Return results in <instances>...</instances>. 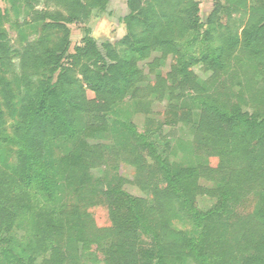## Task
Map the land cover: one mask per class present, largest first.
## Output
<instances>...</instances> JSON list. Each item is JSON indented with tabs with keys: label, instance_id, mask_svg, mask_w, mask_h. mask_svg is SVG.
Returning a JSON list of instances; mask_svg holds the SVG:
<instances>
[{
	"label": "trees",
	"instance_id": "obj_1",
	"mask_svg": "<svg viewBox=\"0 0 264 264\" xmlns=\"http://www.w3.org/2000/svg\"><path fill=\"white\" fill-rule=\"evenodd\" d=\"M44 2L61 7L64 14L35 11ZM20 3L27 16L21 28L37 24L43 35L19 51L20 80L9 82L3 75L13 68L7 64L11 51L0 10V146L7 140L8 117L14 120L8 140L16 148L15 161L5 157L0 167V264H78L81 254L92 249L102 264H146L138 249L140 233L152 241L143 258H155L156 264H264V113L251 114L240 106L264 104V0H224L229 20L233 14L244 18L240 32L236 24L219 22L223 8L215 5L206 20L210 29L200 41L208 55L190 62L186 55L203 26L198 0H127V34L117 44L103 45L104 55L89 36L69 53L68 26L88 21L94 10L105 11L108 0ZM60 32L63 38L54 44L51 36ZM215 42L219 55L209 49ZM152 54L157 56L149 73L171 57L170 72H160L141 88L146 76L128 57L145 61ZM232 62L245 81L240 94L207 93L210 83L196 84L194 66L211 71L209 82H214ZM84 85L93 98H87ZM186 87L197 93L194 144L205 149L203 162L171 168L145 132L132 125L125 144L134 156L126 162L135 167V184L149 194L152 205L146 208L118 185L108 187L99 201L86 200L83 213L68 204L73 194L95 190L88 177L100 150L87 140L105 129L104 122L97 125L102 114L128 96L161 100L167 91L172 99L176 89ZM57 141L69 143L71 151L56 155ZM150 161L159 166L153 176ZM200 180L213 184L214 193L203 192ZM198 192L215 196L217 208L200 211ZM96 206H106V226L94 221L90 210ZM19 222L27 229L25 249L9 246L1 236L19 228ZM179 222H188L191 229H175Z\"/></svg>",
	"mask_w": 264,
	"mask_h": 264
},
{
	"label": "rangeland",
	"instance_id": "obj_2",
	"mask_svg": "<svg viewBox=\"0 0 264 264\" xmlns=\"http://www.w3.org/2000/svg\"><path fill=\"white\" fill-rule=\"evenodd\" d=\"M200 4V19L203 24L201 32L199 33L198 40L193 43L192 47L188 51L186 58L188 62L194 58L205 57L208 55L207 50L203 48V44L200 42L203 38V32L210 29L206 25V20L211 12L215 9V5H221L223 8L219 15V22L225 24H236L242 25L244 18L237 14H233L232 19H228L225 15L224 0H198ZM44 3L36 6L35 11L38 13H55L60 12L64 14L61 7L56 6L53 3L44 5ZM0 10L5 16L3 25L1 27L4 32L7 33V41L10 48V61H8V67H13L7 71L3 76L9 82L20 80L19 77V51L27 44L35 43L43 35L41 33V27L37 24L29 26L27 28H21L26 20V11L23 8V3L19 4V0H0ZM129 14L127 8V0H108L105 11H92L88 21L80 24H72L68 26L69 29V53L74 54L77 47H82V41L85 37L89 36L95 40L97 47L104 55L103 45L105 44H117L127 34L126 26L124 23V17ZM20 23L19 27L16 23ZM49 22V20H46ZM242 22V23H241ZM241 31L242 26H239ZM64 33L60 32L51 36L54 44H58L63 38ZM24 36V37H23ZM219 44L218 42L213 43L209 46L211 51H214L217 55ZM129 56V55H128ZM157 54H152L151 58L145 61L137 60L135 56L130 55L128 59L135 60L137 67L144 73L145 83L139 87L144 88L148 82L155 81V75H160V72L164 75L170 72L171 57L160 63L158 70L155 74L149 73V65ZM231 67L225 71L219 78L214 82H209L212 77V72L205 69L202 65H197L192 68V72L196 76V84L198 86L210 83L211 88L207 93L216 91L220 92L237 93L240 94L245 87L244 78L240 72V68L237 67L235 62H232ZM17 67V68H16ZM239 74V78L234 77L233 73ZM169 83H172L169 80ZM16 86H13L15 89ZM84 89L87 94V98H93L92 93L88 87L84 85ZM174 94L175 98L170 99L167 91L164 94V98L159 100L156 95H151L148 99L143 94H139L136 99L128 96L123 102L118 103L110 112L102 114L97 125L102 126V123H106L105 129L99 134V137L95 139L87 140L88 144L92 147L98 146L100 152L98 153L97 159L98 164L94 163L91 168L88 184H90L93 190L83 189L78 193L73 194V197L69 200L68 204L77 205L80 212L81 209L88 200L99 201L104 197L103 193L110 186H117L122 192L130 195L141 202L145 203L146 208L152 205V200L148 193L142 192L138 185L135 184L136 169L135 167L127 163L126 160L133 158L134 154H131V147L125 144L126 137H130V128L135 126L137 130L142 133L145 132L148 139L153 143L154 148L158 155L165 159L171 168H194L199 163L203 162L205 156V149L196 147L194 144L195 125L199 120V110L195 106L193 98L196 97L197 93L188 87L183 89H176ZM245 92V91H244ZM223 99V98H220ZM233 103H237V100L231 97ZM150 101V104H147ZM243 111L251 114L264 113V104L251 103L247 101L240 105ZM182 111L184 113H180ZM171 115L175 116L172 118ZM186 115V117H185ZM185 118V120H184ZM5 129L7 140L1 143L0 146V167L5 157H9L10 163L15 161L16 148L9 143L12 134V128L14 120L6 117ZM171 119V122H169ZM132 145V144H131ZM133 147V146H132ZM72 149V146L64 141H57L54 144V150L56 155H67ZM138 153V152H136ZM149 174L153 176L154 172L159 171V166L154 165L151 161L149 162ZM3 169V168H1ZM157 177L161 176L157 174ZM200 186L203 187L204 191L207 192L212 190L214 193V185L206 183L200 180ZM84 197V198H83ZM218 199L210 194L198 192L196 195V205L200 211L208 212L214 211L218 206ZM145 209V208H144ZM237 211V209L234 207ZM90 213L95 220L105 222L100 224L106 226L108 223L107 209L106 206H96L90 210ZM20 219V218H19ZM20 221V220H19ZM20 223V222H19ZM20 223V227L14 226L10 232H3L2 238L7 240L9 246L17 245L25 249V243L27 241V229L24 224ZM174 228L179 231L190 230L191 227L188 222H179L174 225ZM138 249L142 257V262L146 264H156V259L143 258V254L146 251H150L152 241L146 235L139 234L138 237ZM94 249L86 251L81 254L78 264H102L100 261L102 257H97ZM100 259V260H99ZM190 263V261H186Z\"/></svg>",
	"mask_w": 264,
	"mask_h": 264
}]
</instances>
